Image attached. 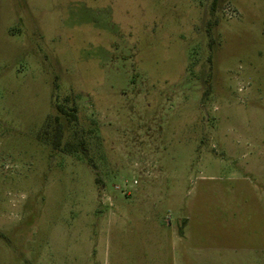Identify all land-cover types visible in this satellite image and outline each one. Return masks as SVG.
Returning <instances> with one entry per match:
<instances>
[{
	"label": "rangeland",
	"instance_id": "374dc122",
	"mask_svg": "<svg viewBox=\"0 0 264 264\" xmlns=\"http://www.w3.org/2000/svg\"><path fill=\"white\" fill-rule=\"evenodd\" d=\"M0 264H264V0H0Z\"/></svg>",
	"mask_w": 264,
	"mask_h": 264
},
{
	"label": "trees",
	"instance_id": "16d2710c",
	"mask_svg": "<svg viewBox=\"0 0 264 264\" xmlns=\"http://www.w3.org/2000/svg\"><path fill=\"white\" fill-rule=\"evenodd\" d=\"M61 113H63V112H61ZM53 121H54V124H53V129H54V132H53V145L55 147H58L59 146V142H60V138H61V135H62V127H61V123L59 122V120L57 118H54ZM46 124L49 126V125H51V122L47 121Z\"/></svg>",
	"mask_w": 264,
	"mask_h": 264
},
{
	"label": "crops",
	"instance_id": "0c3cea01",
	"mask_svg": "<svg viewBox=\"0 0 264 264\" xmlns=\"http://www.w3.org/2000/svg\"><path fill=\"white\" fill-rule=\"evenodd\" d=\"M185 223V222H184ZM184 223H183V225H184ZM183 225H182V227H180L181 228V230H180V234H181V236L183 235Z\"/></svg>",
	"mask_w": 264,
	"mask_h": 264
}]
</instances>
